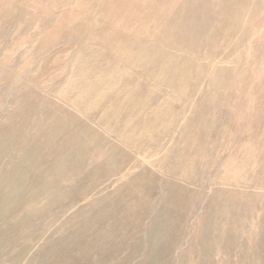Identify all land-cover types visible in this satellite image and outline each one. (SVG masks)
<instances>
[{
    "label": "rangeland",
    "instance_id": "1",
    "mask_svg": "<svg viewBox=\"0 0 264 264\" xmlns=\"http://www.w3.org/2000/svg\"><path fill=\"white\" fill-rule=\"evenodd\" d=\"M0 264H264V0H0Z\"/></svg>",
    "mask_w": 264,
    "mask_h": 264
},
{
    "label": "bare ground",
    "instance_id": "2",
    "mask_svg": "<svg viewBox=\"0 0 264 264\" xmlns=\"http://www.w3.org/2000/svg\"><path fill=\"white\" fill-rule=\"evenodd\" d=\"M196 4H194V6H195ZM193 6V5H192ZM196 7V6H195ZM193 9V8H192ZM239 35V34H238ZM132 56L134 57V58H136V59H139L140 61H145V63L146 62H154V61H156V59L154 60V57L151 55V54H149V53H147V50H134L133 52H132ZM154 65H155V63H154ZM155 66H157V65H155ZM176 73H177V68H176ZM152 77V76H151ZM121 92V91H120ZM122 98V97H121ZM118 99V98H117ZM117 101H119V99L117 100ZM123 100H121L120 102H122ZM124 103V102H123ZM126 104V103H125ZM124 109H125V107H124ZM125 110H128V108L127 109H125ZM121 113H123V112H121ZM125 114V113H124ZM122 115V114H121ZM137 120H138V118H137ZM124 125V124H123ZM134 125V124H133ZM147 131V130H146ZM61 142V141H60ZM85 142V141H84ZM91 142V141H90ZM89 142V143H90ZM124 144V143H123ZM84 145H85V143H84ZM88 145V144H87ZM66 151V150H65ZM72 151V150H71ZM140 185V184H139ZM139 185L137 186V185H129V186H127L128 187V191L130 192H135V190H137L138 189V187H139ZM140 187H142V185L140 186Z\"/></svg>",
    "mask_w": 264,
    "mask_h": 264
}]
</instances>
